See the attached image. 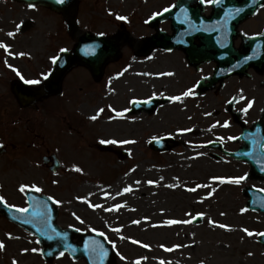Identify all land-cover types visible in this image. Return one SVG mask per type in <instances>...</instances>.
Listing matches in <instances>:
<instances>
[{
    "label": "rangeland",
    "instance_id": "1",
    "mask_svg": "<svg viewBox=\"0 0 264 264\" xmlns=\"http://www.w3.org/2000/svg\"><path fill=\"white\" fill-rule=\"evenodd\" d=\"M78 1L74 18L72 8L65 13H56L47 7L35 5L29 8L14 0H0V41L10 45L12 53L9 55L0 49V144L3 145L0 150V196L7 204L23 207L26 197L18 191L19 185L35 184L42 189L39 194L61 201L56 205L60 225L103 232L116 251L125 257L121 260L119 256V264H136L137 261L140 264H161L162 261L164 264H264V244L261 235H256L264 233V214L247 209L249 199L244 195L246 185L264 189V181L250 180L240 185L214 181L212 177L243 175L248 168L226 159L217 162L211 157L216 152L199 146L217 139L219 134L200 135L199 129L219 125L218 128L223 130L221 136L241 131L236 125L230 131L223 102L220 116L202 120L203 123L198 121L201 114L197 101L227 99L225 89L210 90L206 95L194 98H189L191 95L185 97L191 102L189 111L175 109L171 104L177 102L169 100H164L166 103L153 113L130 111L129 101L134 98L143 100L155 93L165 99L162 97L180 95L187 86L192 85L193 89L199 75L185 68L182 57L174 59L183 65L180 68L173 64L175 77L160 76L158 74L162 72L172 73L173 66L160 65L162 59L157 54L153 55L157 58L155 61L140 59L143 57H137L130 48L123 47L121 59L106 67L101 80L93 81L90 72L80 66L62 83V96L40 98L25 109L17 105L10 88L11 80L21 79V76L24 80H39L38 84L30 85L39 89L45 81L42 74L49 75L53 70L51 57H57L61 48L73 49L75 40L85 33L110 35L125 24L132 44H137L142 34L151 32L143 25L144 21L176 0ZM117 15L125 16L127 20H118ZM255 22L258 27L264 24V12ZM10 31L16 33L14 37L7 36ZM227 84L232 85L234 95H238L234 99L239 110L249 101H243L244 95L239 94L250 96V89L257 85L256 81L244 78ZM109 105L117 111H128L123 117H116ZM99 108L104 111L97 120H90ZM248 111L249 108L247 112L243 111L246 124L251 121ZM193 112L196 117L191 118ZM5 114L9 119L4 117ZM225 121L228 127L222 126ZM183 129H196V132L184 137L178 133ZM161 136H173L175 140L165 154L149 147L153 137ZM102 139L134 141L105 144L111 149L129 151L131 156L119 161L121 157L98 149ZM74 165L82 172L73 171ZM196 185L201 187L195 192L187 191ZM125 187L131 191L124 192ZM77 197L102 207L93 209ZM117 204L121 205L119 209L105 210L113 209ZM242 208L247 210L241 213ZM197 213H203V216H197ZM77 216L83 223L76 219ZM193 217L199 218L198 223ZM172 219L191 220V223L167 225L166 221ZM209 220L214 223L209 224ZM218 224L228 227L221 229L216 226ZM116 228L120 231H113ZM244 228L253 235L248 236L242 231ZM7 230L9 223L0 217V241L5 244V249L0 251V264H12L14 259L17 264H48L31 235L11 227L8 232L19 239H9ZM132 240L138 243H132ZM145 244L147 248L142 246ZM24 248L40 251L22 254ZM53 264L85 263L64 255Z\"/></svg>",
    "mask_w": 264,
    "mask_h": 264
},
{
    "label": "water",
    "instance_id": "2",
    "mask_svg": "<svg viewBox=\"0 0 264 264\" xmlns=\"http://www.w3.org/2000/svg\"><path fill=\"white\" fill-rule=\"evenodd\" d=\"M19 2H24L26 4H36L43 5L49 7L58 12H65L70 8L77 11V2L75 0H64V3L57 4L55 0H16ZM188 0H184L186 2ZM223 1V0H222ZM251 0H224L227 5L225 6L227 14L225 17L229 22V27L231 31H235L238 24L244 19L250 17L256 10L257 6H253L249 8L247 3ZM235 6L244 7L241 9H234ZM235 10L232 14V11ZM224 11V8L220 7L215 10L214 15L211 18L206 19L207 23H213L216 19L220 18ZM164 18H172L174 19L173 14L167 13L165 15L159 16L156 21L164 20ZM221 19V18H220ZM219 19V20H220ZM177 32L180 30L177 28ZM208 40L210 37H206ZM156 43V38H152L150 40V48H154ZM120 46L119 39L113 38H101L92 35H84L79 39L78 44L75 49L71 53H63L61 57L55 63L54 72L50 75L47 81L43 85V89L41 92L34 91L33 89L23 87V85L19 83L13 84V89L18 97V99L23 102L25 100L26 91L29 92L30 100L33 102L39 96L48 94V93H60V83L62 77L75 65L83 64L90 68L92 74L96 78H100L103 74L104 67L109 61H114L118 59ZM245 55L235 56L234 60L240 61ZM218 61V64L222 66L220 58L218 56L208 57ZM231 60V58H229ZM27 89V90H26ZM252 136V135H251ZM248 144H255L254 140L247 141ZM154 142L153 144H155ZM153 146V145H152ZM154 147V146H153ZM102 150H112L110 147H100ZM261 149V148H260ZM248 151L246 153L253 155L254 151H249L243 148L242 151ZM263 152V151H262ZM123 152H116V154L120 155L121 158L125 156L122 155ZM243 154H239L241 156ZM256 155V154H255ZM259 161L264 164V153H260ZM253 172L256 176L264 175V170L255 168ZM246 194L250 196V201L248 204V208L253 209L255 211L264 212V194L256 193L253 191H246ZM27 197L29 200V212L28 213H17L14 209L9 210L5 208L3 205H0V214L2 213L4 216L9 218L15 223H18L23 228L30 230L33 234H35L39 238L40 244L44 247L42 254L44 259L52 263L54 258L59 256L61 251L68 253L75 260H84L87 264H116L117 254L110 247L103 236L93 233H78L74 229H63L57 225L56 219L58 216V209L55 205L49 201L46 197L37 194L34 191H28ZM43 216H47L48 223L51 225V228L46 229L47 235L53 236L52 240H48L46 236H42L40 234L39 229H43L44 225L40 223V220ZM25 219L31 220L32 223H24ZM55 229V232H59L62 235L66 234L64 240H61L60 237L55 235V232L52 229ZM77 240V241H76ZM264 244V235L260 239ZM85 241H88L91 245L92 241L97 242V251L95 253L86 252L84 248ZM67 243L71 247L68 250H65L64 244ZM99 245H103L104 250V258L100 259L99 256ZM71 249H75V251H71ZM51 253V254H49Z\"/></svg>",
    "mask_w": 264,
    "mask_h": 264
},
{
    "label": "flooded vegetation",
    "instance_id": "3",
    "mask_svg": "<svg viewBox=\"0 0 264 264\" xmlns=\"http://www.w3.org/2000/svg\"><path fill=\"white\" fill-rule=\"evenodd\" d=\"M203 5H204L205 10H209V11L212 10V5H209L207 3H205ZM200 6L201 5H200V3H198V1L197 2H190V3H187V5H186L187 8H195V9L200 7ZM259 11L262 14V12H264V6ZM248 28L249 29H245L247 35H256L258 30H260V31L264 30V24H262L261 27H256V26H254V24H252V25H249ZM158 29H160L162 32L166 33L167 36L173 35L172 25L170 22L162 23V25L160 24ZM156 30H153V33L151 35L155 34ZM243 36H244V34H240L239 38L234 42V49L236 51H238L240 49L239 45L241 43ZM123 40L126 41V43H125L126 47H129L131 50H134V46L132 45V40H130L129 37L124 36ZM238 40H239V42H238ZM178 43H180V42H178ZM183 44H184V46H186L185 43H183ZM218 44L219 43H215L213 41L205 42L204 49L201 52V54L198 55L199 58H197V61L200 60L201 56L206 57V56H214V55L223 54L221 51L217 50ZM138 46H137V48H138ZM140 47H141V45H140ZM237 47H239V48H237ZM182 51L184 52V50H182ZM182 51H180L179 49L172 48V50H155L152 53H156L157 56L162 59L159 62L160 65L166 64V65L173 66V64H176L180 68H182L183 65L175 62L174 59L178 58V57H182L185 64H186L185 68L192 69L193 71H195L196 74L199 75V77L194 82V93L189 98L198 97L201 94L206 95V93L210 90H216V89L220 90L222 88L225 89V91L228 93V96H229L227 99L222 98V100H218L219 98H216L212 102H205L204 100L197 101L200 104L199 113L201 114V117L200 118L198 117V121L201 122L202 120H210V119H214V118L220 116V114H221L220 113L221 103L223 102L222 109L224 111V114H225L227 120L230 121V127H231L230 131L232 129H234L235 125L237 127H240L239 120H241L242 122H244L245 127L252 133V136H251L252 140H254L255 143H257V141H260L262 138V141L264 143V67H262V68H251L250 72L249 73L247 72V75H246L247 78H245V79L256 81V83H257V85L253 89H250L252 94L250 96H249V94H244V93L239 94V96L244 95L243 101H246V99L253 101L252 106L249 108V111H248V115L251 117V121L248 122V124H246L245 119H244L245 113L242 110H239V107L237 105V100L234 99V97L238 96V95H234L232 88H231L232 85L227 84L229 81H234V80H237L239 78L242 79L244 77L238 76L237 74L233 73L232 70L230 72H228L229 67L227 66V64H223V66L220 68V73L219 72L216 73L215 69H217V63L214 61H209L206 64H202L204 62H201L199 64H202V65H200L198 68H196L195 66H192L190 64V62L186 58V55ZM249 53L251 55H256V56L264 58V40H263V42L257 43L255 45V48L250 50ZM140 59H144V58H140ZM151 59L154 61L157 60V58L154 57L153 54L151 56ZM173 68L174 69L172 70V73L175 77L176 76V69L174 66H173ZM216 74H219V76L216 77V80H212V82H216V84H212V82H210L208 79L211 78L212 75H216ZM227 75H229V76H227ZM11 82H12V80H11ZM240 86L241 85H239V87ZM191 87H192V85L187 86L185 88V90H187L188 88H191ZM152 88L154 89L155 87H152ZM240 88H243V87H240ZM158 92H160V91H158ZM245 95H246V97H245ZM187 101H188L187 98L182 97V99H181L182 103H180V101H178L176 104H171V105H173V107L177 110L181 109V111H182L184 109V111H189L188 109L190 108L189 106L191 105V102H190V100L188 102ZM164 103H166V101H163L161 105H163ZM157 108H155V109H157ZM254 116H258L257 119H254L253 118ZM4 117L9 119V117H7V114H5ZM194 117H196L195 112H193L191 118H194ZM261 121H263V123L261 125L262 129L256 128V131H255L254 130L255 126L257 124H259ZM201 123H203V122H201ZM218 126L219 125H215V126H210L206 129H199L201 132L200 135H206L207 133L214 135V133L217 134V132H219V134H217V139L210 140L209 142H206V143H202L199 146L203 147L202 149H207L208 144L214 143V144H216L214 146L215 149L211 150V151H214L217 154H211V157L213 159L217 160V162H221L224 159L231 160L233 162V164H241L245 168H248V170H249L250 169L249 164L245 160H238L237 155L234 157L228 156V155L222 156L223 153L219 151L220 146H222V148H224V150L227 152L237 153L238 150L243 145V142H240V135L242 134V131H240L238 133L227 132L228 133L227 136H221V131H223V130L221 128H218ZM195 132H196V129L193 131H184V132L178 131V133L183 135L184 137H189L187 135H192V133H195ZM172 135H173V133H172ZM260 135H261V137H260ZM228 137H239V139L230 140V139H228ZM263 149H264V147H263ZM195 158H198V156H195ZM248 170H247V175H249ZM11 227L16 228V229L19 228V227H16V226L9 223V230H11ZM9 230H7V232ZM20 230L22 232H25L22 229H20Z\"/></svg>",
    "mask_w": 264,
    "mask_h": 264
},
{
    "label": "snow or ice",
    "instance_id": "4",
    "mask_svg": "<svg viewBox=\"0 0 264 264\" xmlns=\"http://www.w3.org/2000/svg\"><path fill=\"white\" fill-rule=\"evenodd\" d=\"M55 2L57 4H62L64 3V0H55ZM222 0H200V3L201 4H209V5H213V4H219L221 3ZM29 8H34L35 5L33 4H29L28 5ZM175 7V5H170L169 7H165L163 8L161 11H158V12H154L152 13V17H156V16H159V15H162L163 13L165 12H169L171 10V8ZM181 11H184V9H181ZM111 14V13H110ZM116 19L118 20H124L126 21L127 20V17L125 16H121V15H117L116 16ZM15 32L14 31H10L7 33V36L9 37H14L15 36ZM100 35H103V33H100ZM0 49H3L5 53H8L9 55H12V53L9 51L10 49V45H7L5 44L4 42L0 41ZM67 49L65 48H61L60 49V52H66ZM16 55H24V53H17ZM57 59L58 57H51V60H52V63H56L57 62ZM5 63H7L5 61ZM9 67H11V65H9ZM13 71L16 72L17 76H20V73L18 71H16L15 68L12 69ZM43 75V78L44 79H47L48 78V74H42ZM158 75L160 76H171L173 75V73L171 72H162V73H159ZM22 80H24V78L21 76L20 77ZM40 81L39 80H24V83L25 84H29V85H35V84H38ZM193 94V89L192 88H188L187 90H185L184 92H182L180 95H172V96H168L167 99L169 100V102H178V101H181V98L182 97H188L189 95H192ZM155 93L152 94V96L146 98V99H143V100H139V99H132L129 101V103L133 104V105H136V104H149L151 103V100L155 97ZM241 99H243V97H241ZM252 103L253 101L252 100H249L247 102V105L246 107H244L243 109H241L242 111L244 112H247L248 108H250L252 106ZM109 109L110 111H113L115 112V115L116 117H123L124 113L128 111V109H123L121 111H117L116 109L112 108L111 105H109ZM104 111L103 108H99L97 111H96V114L92 115L89 117L90 120L92 121H95L97 120V118L99 117V115ZM115 117H110V119H113ZM223 127H228L229 124L227 121L224 122V124L222 125ZM178 131H191V129H183V130H178ZM153 139H155V137H153ZM228 139L230 140H235V139H239V137H228ZM100 144H117V143H123V144H128V143H134V141H129V140H124V141H116V140H100L99 141ZM3 145L0 144V148H2ZM244 155H248L247 153H244ZM73 171L75 172H78V173H81L82 172V169L78 166H73L72 168ZM262 170H264V167H262ZM211 179H213L214 181L215 180H219L220 183H230V184H234V185H240L243 181H245L247 179V174H244V175H240L238 177H228V178H223V177H212ZM56 181H53V183H55ZM136 183H139V181H137ZM149 184L153 183L152 181H148ZM201 187V185H196L195 188H189L187 189V191H190V192H195L197 190V188ZM18 191L21 192V193H25L26 191H35L37 193L39 192H42V189L37 187L35 184H32V185H25V184H20L19 185V188H18ZM124 192H130L131 191V188L129 187H125L123 189ZM259 191H264V189H259ZM119 195V193H118ZM209 195H211V193H209ZM49 201H51L53 204L55 205H59L61 203L60 200H57L55 199L54 197L52 196H48L47 198ZM78 200H82L84 203H88V206L95 209V208H98V207H102V205H99V204H91L88 202V200L86 198H83V197H77ZM25 203H27V201H25ZM0 205H3L5 208L9 209V210H12L14 209L15 212L17 213H28L29 212V207H18V206H14V205H10V204H7L6 203V200L3 196H0ZM121 207V205L117 204L114 206L113 209H105L106 211H110V210H115V209H119ZM247 209L245 208H242L240 211L241 213L245 212ZM75 215V214H73ZM185 215H191V213H186ZM197 216H203V213H197L196 214ZM221 215H223V213H221ZM76 219L80 222V223H83V220H80V218L77 216ZM193 219H195V217H193ZM24 223H32L31 220H28V219H25L23 221ZM40 223L44 225V228L43 229H39L38 228V231H40V234L42 236H46L48 240H52L53 239V236H50V235H47V232H46V229L48 228H51V225L48 223V218L47 216H43L40 220ZM133 223H139V221H133ZM179 223H184V224H188V223H191V220H168L166 221V224L167 225H174V224H179ZM214 222L212 220H209V224H213ZM217 227L221 228V229H226L228 226H226L225 224H218L216 225ZM69 227H72L71 225ZM76 232H80L81 229L79 228H75L74 229ZM53 232H55V229L53 228L52 229ZM91 231H96L95 229H91ZM113 231H116V232H119L120 229L119 228H116V229H113ZM242 231H244L248 236H252L253 235V232H251L250 230L244 228L242 229ZM98 235L100 236H104L105 234L103 232H98L97 233ZM8 236L9 239H19V237H13L10 233L6 234ZM55 235L57 237H60L61 240H64L65 237H66V234L62 235L61 233L59 232H55ZM256 235H264V233H256ZM123 238V237H121ZM37 243H39V241H37ZM132 243H138V241H135V240H132ZM97 242L96 241H92L91 242V245L88 241H85L84 243V248H85V251L86 252H91V253H95L97 251ZM143 247L147 248L148 245H142ZM71 246L68 245L67 243L64 244V248L65 250H68ZM99 249H100V252H99V256H100V259L103 260L104 258V250H103V245H99L98 246ZM113 247H115V245H113ZM163 247V246H162ZM176 247H179V246H176ZM5 249V244L3 241H0V251H3ZM166 250H170V249H166ZM40 250L37 249V248H31V249H28V248H24L21 250L22 254L23 253H28V252H32V253H37L39 252ZM71 251H75V249H71ZM51 254V253H49ZM65 255V252L61 251L59 253V256L60 257H63ZM117 255L120 256V259L121 260H124L125 257L120 255V253L117 252ZM249 255H251V253H249ZM12 264H17V261L14 259L12 261ZM136 264H140L139 261L136 262ZM161 264H164V262L162 261Z\"/></svg>",
    "mask_w": 264,
    "mask_h": 264
}]
</instances>
